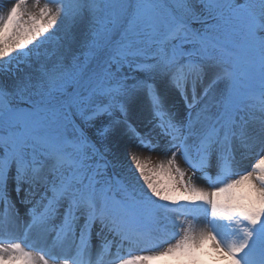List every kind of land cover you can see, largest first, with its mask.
Masks as SVG:
<instances>
[{
  "label": "snow or ice",
  "instance_id": "snow-or-ice-1",
  "mask_svg": "<svg viewBox=\"0 0 264 264\" xmlns=\"http://www.w3.org/2000/svg\"><path fill=\"white\" fill-rule=\"evenodd\" d=\"M23 3L0 15V264H264V0Z\"/></svg>",
  "mask_w": 264,
  "mask_h": 264
},
{
  "label": "rangeland",
  "instance_id": "rangeland-1",
  "mask_svg": "<svg viewBox=\"0 0 264 264\" xmlns=\"http://www.w3.org/2000/svg\"><path fill=\"white\" fill-rule=\"evenodd\" d=\"M44 0H40V3L43 4ZM24 4L27 5V8H26V15H25V18H27V14L29 13H38V8L35 7V0H24ZM145 153L140 157V161L141 163L147 165L148 168H156L158 165L161 164V156L160 155H157L155 153H150L148 151H144ZM250 155L252 156V158H247L248 160L249 159H253V161L251 163L254 162V160L257 158L256 156V153H250ZM184 165H185V169L183 171H188L187 169V165L182 161L180 160ZM127 164V162H126ZM134 167V165H133ZM190 174V173H189ZM187 179V177H186ZM197 227H199V225H197ZM182 234V233H181ZM169 237L166 236V235H160L158 238H156L155 242L157 244H161L162 247H167V243L165 242L166 240H168ZM172 243L175 242V239H171ZM127 246H131V245H125L123 248L124 249H121L119 252L121 254H123L125 257H122V258H127L128 256H135V255H141V254H150V253H140L141 251H135L133 250V248H130V254H128L126 252L125 249H127ZM145 246H148V245H145ZM151 246V245H149ZM156 250H159V248H157ZM110 252H117L116 249H110ZM150 252V251H149ZM204 259L207 261V264H225V261L222 259V258H216L215 256V253H212L211 256H205ZM151 264H163L162 261H153L151 262Z\"/></svg>",
  "mask_w": 264,
  "mask_h": 264
},
{
  "label": "bare ground",
  "instance_id": "bare-ground-1",
  "mask_svg": "<svg viewBox=\"0 0 264 264\" xmlns=\"http://www.w3.org/2000/svg\"><path fill=\"white\" fill-rule=\"evenodd\" d=\"M16 2H17V0H0V15H6L7 11L10 9L12 4L16 3ZM26 8H27V5H25L23 3L21 5V10H22V12L25 15H26ZM25 15H24V19H27V18H25ZM132 151H136V154L139 157V159L145 153L144 150L130 149L129 150V154H131ZM249 156L252 157L250 155V153L247 155V157H249ZM256 156H257V154H256ZM253 159H251V160L253 161ZM165 160H166V157L161 156V163L164 162ZM245 160H247V158ZM245 160L243 161V164L241 165V167L238 169V171L240 173H242L243 171H245V170L250 168L251 160H249L247 162H245ZM126 162H127V165H132V161L131 160H128ZM177 162H178L179 167L181 168V170H184L185 169V165L180 161L179 157H177ZM254 162H255V160H254ZM197 186L207 189V186L204 183H199ZM199 227H202V225H199ZM136 249L141 251L140 253H150L149 250L151 249V247L145 246V245L142 244V245H139V246L136 245ZM72 255L75 256V250L72 251ZM117 257L121 258L120 255L115 253V252H113L112 254L108 255V259L110 261L115 260Z\"/></svg>",
  "mask_w": 264,
  "mask_h": 264
}]
</instances>
